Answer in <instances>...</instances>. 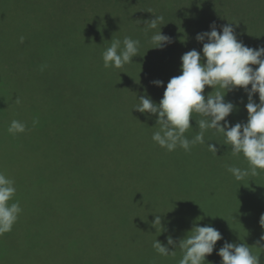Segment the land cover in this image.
Segmentation results:
<instances>
[{
	"label": "trees",
	"instance_id": "1",
	"mask_svg": "<svg viewBox=\"0 0 264 264\" xmlns=\"http://www.w3.org/2000/svg\"><path fill=\"white\" fill-rule=\"evenodd\" d=\"M154 15L163 20L151 29L144 22ZM213 22L264 46V0H0V172L14 181L9 203L22 209L0 235V264H179V241L194 225L223 236L210 264H220L225 241L246 243L264 264V170L237 181L227 168L248 162L215 130L190 151L169 152L152 140L156 117L133 109L140 96L159 103L181 56L202 52L195 37ZM160 27L173 43L150 49ZM126 36L140 41L138 55L106 69L102 53ZM225 99L237 105L230 124L245 123L244 90ZM202 118L193 112L190 141ZM13 120L25 132L10 134ZM169 236L175 255L161 256L153 242Z\"/></svg>",
	"mask_w": 264,
	"mask_h": 264
},
{
	"label": "clouds",
	"instance_id": "2",
	"mask_svg": "<svg viewBox=\"0 0 264 264\" xmlns=\"http://www.w3.org/2000/svg\"><path fill=\"white\" fill-rule=\"evenodd\" d=\"M162 16L145 21L144 24L156 29ZM208 31L197 33L195 39L202 43V52L192 49L181 56V74L172 77L166 85L159 103L149 96H140L139 103L133 107L136 111L149 116H155L157 131L152 140L169 152L177 146L190 151L197 143L204 144V134L215 130L225 136L223 145H231L233 156L247 160L249 167L241 169L235 166L227 168L237 181L246 176H256L258 170H264V46L251 48L238 40L234 28L230 24L217 29L215 22L209 25ZM23 42V37H21ZM150 42V49L163 50L173 43L171 37L162 34L161 27L155 32ZM140 41L131 37L111 40L110 46L102 53L103 65L108 68H122L131 63L139 53ZM202 56L205 62H202ZM258 66V67H252ZM156 86H163V81H152ZM251 85V87H249ZM215 89L205 97V87ZM216 86H219L217 89ZM243 89L248 102L244 105L247 111V121L230 124L227 117L237 109L232 101H226L227 93ZM258 94L259 103L253 97ZM19 103V98H17ZM193 112L203 118L196 121L199 132L191 141L185 137V132L193 127L190 123ZM38 123L33 120V126ZM26 125L13 120L8 127L10 134L23 133ZM208 150L217 154L215 144L208 143ZM16 193L14 181L0 172V235L11 232L14 223L22 209L19 202L9 203ZM259 224L264 228V213ZM153 225L161 226V216L156 215ZM190 233V234H188ZM178 246L183 251L179 264H210L207 257L214 252L216 243L223 239L221 232L210 225H194ZM264 240V235L261 236ZM168 246L177 247L176 241L169 236L167 245L159 240L153 242V247L161 256L175 255ZM216 254L221 257L220 264H260L259 256L253 255L246 243H231L225 241Z\"/></svg>",
	"mask_w": 264,
	"mask_h": 264
},
{
	"label": "rangeland",
	"instance_id": "3",
	"mask_svg": "<svg viewBox=\"0 0 264 264\" xmlns=\"http://www.w3.org/2000/svg\"><path fill=\"white\" fill-rule=\"evenodd\" d=\"M6 51V48L5 47H2L1 49H0V52L1 53H4Z\"/></svg>",
	"mask_w": 264,
	"mask_h": 264
}]
</instances>
